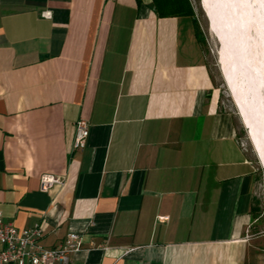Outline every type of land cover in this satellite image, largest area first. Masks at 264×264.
I'll list each match as a JSON object with an SVG mask.
<instances>
[{"label":"crops","instance_id":"crops-1","mask_svg":"<svg viewBox=\"0 0 264 264\" xmlns=\"http://www.w3.org/2000/svg\"><path fill=\"white\" fill-rule=\"evenodd\" d=\"M228 98L194 9L0 0L4 221L100 247L71 264H264L249 234L264 167ZM45 174L63 185L43 192Z\"/></svg>","mask_w":264,"mask_h":264},{"label":"bare ground","instance_id":"bare-ground-1","mask_svg":"<svg viewBox=\"0 0 264 264\" xmlns=\"http://www.w3.org/2000/svg\"><path fill=\"white\" fill-rule=\"evenodd\" d=\"M202 3L219 41L218 59L224 82L264 167V117L258 108L261 96L257 98L252 91L258 84V73H264V4L259 0H202ZM247 24L250 29L243 36L241 31Z\"/></svg>","mask_w":264,"mask_h":264},{"label":"built area","instance_id":"built-area-1","mask_svg":"<svg viewBox=\"0 0 264 264\" xmlns=\"http://www.w3.org/2000/svg\"><path fill=\"white\" fill-rule=\"evenodd\" d=\"M51 18L50 12L42 14ZM76 135L73 145L74 151H82L87 146L90 126L87 120L80 119L75 124ZM41 190L47 192L54 185H63L62 180L53 175L45 174L40 179ZM163 222L167 217L158 218ZM44 230L41 224L31 228L21 229L13 223L5 222L0 212V264H71L72 256L97 247L94 242L85 248L83 235L69 233L55 246L47 247L43 244Z\"/></svg>","mask_w":264,"mask_h":264},{"label":"rangeland","instance_id":"rangeland-1","mask_svg":"<svg viewBox=\"0 0 264 264\" xmlns=\"http://www.w3.org/2000/svg\"><path fill=\"white\" fill-rule=\"evenodd\" d=\"M193 6V9L197 15L199 21L200 32L204 37L206 43V50L212 60L214 68L217 70L221 79L223 81L224 90L228 95L229 104L235 106L231 95L229 94V90L224 82L223 74L220 68L218 53H219V41L212 31L211 23L205 13L204 6L202 0H190ZM232 101V103H231ZM262 102V97L259 98V103ZM236 108V106H235ZM237 110V109H236ZM238 111V110H237ZM238 114L240 115L239 111ZM241 117V116H240ZM264 117V114H263ZM242 120V118H241ZM243 122V120H242ZM244 124V123H243ZM245 126V125H244ZM246 128V129H245ZM245 135L246 139L251 144L248 128L245 126ZM255 150V149H254ZM256 152V151H255ZM258 156V155H257ZM261 164V162H260ZM262 166V165H261ZM256 212L254 214V224L249 230V234L255 238V242L258 244L260 248V252L264 255V185L261 189L260 195H258L256 200Z\"/></svg>","mask_w":264,"mask_h":264},{"label":"trees","instance_id":"trees-1","mask_svg":"<svg viewBox=\"0 0 264 264\" xmlns=\"http://www.w3.org/2000/svg\"><path fill=\"white\" fill-rule=\"evenodd\" d=\"M159 17L192 16L193 9L189 0H152Z\"/></svg>","mask_w":264,"mask_h":264},{"label":"water","instance_id":"water-1","mask_svg":"<svg viewBox=\"0 0 264 264\" xmlns=\"http://www.w3.org/2000/svg\"><path fill=\"white\" fill-rule=\"evenodd\" d=\"M249 29H250V26L247 24L245 26V29L241 31V35H243V36L248 35ZM249 74L252 75L251 72H249ZM262 78H264V73L262 75L260 73H258V84L256 86H254L253 90H252V91H254L253 93L256 94L257 98L259 95L262 97V102L259 103V107H258L259 111L261 110V112H259L261 114V116H263V114H264V79H262ZM250 80H252V78H250ZM262 128L264 130V118H262Z\"/></svg>","mask_w":264,"mask_h":264},{"label":"snow or ice","instance_id":"snow-or-ice-1","mask_svg":"<svg viewBox=\"0 0 264 264\" xmlns=\"http://www.w3.org/2000/svg\"><path fill=\"white\" fill-rule=\"evenodd\" d=\"M259 2H260L261 4H264V0H259Z\"/></svg>","mask_w":264,"mask_h":264}]
</instances>
